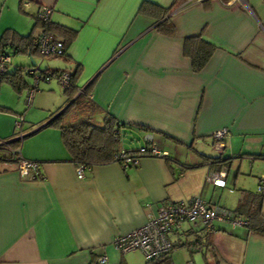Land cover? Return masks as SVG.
<instances>
[{"label": "crops", "instance_id": "1", "mask_svg": "<svg viewBox=\"0 0 264 264\" xmlns=\"http://www.w3.org/2000/svg\"><path fill=\"white\" fill-rule=\"evenodd\" d=\"M185 1L0 0L1 35L7 27L29 33L44 7L53 9L52 20L78 29L67 47L71 60L55 67L82 63L79 84L96 78L89 98L99 115L109 111L132 123L125 127L126 139L136 132L144 139L150 135L170 155L143 156L136 166L92 165L79 178L60 128L45 125L50 114L38 121L29 116L39 126L28 127L19 149L40 166L32 178L16 162H0V264H96L104 254L108 264H145L144 252L120 251L114 238L145 224L167 202L200 196L233 209L221 205L217 192L220 197L230 187L237 146L253 160L264 153V5L204 0L181 9ZM145 2L165 8L177 2L171 13L176 34L161 32L154 16L140 13ZM200 31L219 47L195 71L183 43ZM37 100L50 113L68 104L66 98L55 107ZM19 116L0 111L1 140L14 135ZM221 127L229 133L219 153L212 133ZM206 155L223 157L211 163ZM221 170L227 171L222 188L207 177ZM215 225L207 236L210 245L203 241L195 248L203 224L178 222L169 237L182 245L172 249L171 263L264 264V235L226 221Z\"/></svg>", "mask_w": 264, "mask_h": 264}, {"label": "trees", "instance_id": "2", "mask_svg": "<svg viewBox=\"0 0 264 264\" xmlns=\"http://www.w3.org/2000/svg\"><path fill=\"white\" fill-rule=\"evenodd\" d=\"M177 6V2H174L169 7H163L158 4H153L152 2H145L140 8V13H146L148 15L154 16L156 19V27L166 34L174 35L176 34V24L172 20V11L175 10ZM41 11V10H40ZM39 12V11H38ZM38 12L36 15V20L33 24V28L29 33H22L16 28L7 27L5 28L2 35H0V58L1 55L7 53L6 48L13 50V52H22L28 55L34 56V61L37 56L42 57H56L61 56L66 61L71 60L70 55L67 53V47L71 45V43L76 39V35L78 33V29L72 28L70 26L64 25L62 23H57V21L49 20L43 21L39 18ZM44 33H52L58 40L63 42L64 53L62 54H50L45 55L40 51V36ZM184 45V55L191 58L192 61V69L195 71L202 70L206 64L213 57V53L216 52L219 44L215 43L211 39L205 36L204 32L200 31V33L191 34L186 36ZM9 54V53H8ZM36 65H39L36 62ZM33 64L30 63V66L26 67L25 65H16L14 68L11 66H7L6 70H1L0 68V82H8L11 87L17 89L18 91H22L25 88H38V83L44 79L41 78L40 81L35 86V82L31 85L29 84L28 75L36 78L37 76L44 77L45 75H52L55 77L60 76V74L67 73L69 74V82L67 84L62 85L63 94L65 95L67 102H71L69 106H67L62 113L56 115L59 112L55 110L50 113L46 119H44L46 126H56L60 128V133L62 135L63 145L68 149L70 159H72L75 164H86L87 166H92L96 164H104L112 161H118L117 156L121 150H124V144L122 143L126 132L125 127L132 125V123H128L125 120H121L117 118L111 112H107L105 116L102 118V124L96 123L93 120L94 112L97 109L94 107V103L92 99L89 98L90 93L92 92L93 81H90L86 85L79 84L80 78L82 76V63H77L74 66L67 68H59V67H46L36 69V74L31 72L33 69ZM45 80V79H44ZM52 81V80H51ZM50 82V81H49ZM61 84V83H59ZM82 104L81 107L93 112V116H86L84 119H79L71 122H63V117L65 116L66 110L73 106L74 104ZM1 110H8L7 106L0 105ZM98 113V111H97ZM24 114H20L25 120ZM22 120V122H23ZM24 132V127H22ZM21 130L16 131L14 135L9 138L0 139V148L6 149L9 154L0 153V162H16L19 163V159L17 155L20 151V146L23 142L24 136H17ZM153 139L144 140L143 145L147 146L148 152L139 153L138 149H128L127 151H131L133 153H137L138 156H158L150 153L152 146H154ZM158 147L159 145L156 144ZM159 150L164 151V149L159 148ZM168 152V151H167ZM218 152V151H217ZM169 153L167 154L168 157ZM261 156L264 158V153H255L254 157ZM222 155L208 156L206 155L208 162H221ZM139 159V161H140ZM232 157H227L225 160H230ZM37 161V160H36ZM139 161L134 164L135 166L139 163ZM39 163V161H38ZM263 189V188H262ZM262 189L252 190V189H243L242 194L239 198V203L235 207V209H221L226 211L228 215H234L237 217H243L246 219L245 226L247 229L258 233V235H264V211L262 209L264 204V192ZM189 221V220H188ZM220 221V220H219ZM215 224V223H214ZM216 228V225H215ZM205 234L197 237L196 243L192 242V245L195 248H201L204 245H210V240L207 238L208 234H211L206 230L204 226ZM204 238V239H203ZM184 244H187L186 242ZM182 244H174L171 248L170 252L165 253L157 257L156 259H152V261L147 260L145 264H172L171 263V255L172 249L176 248ZM97 264V262H96Z\"/></svg>", "mask_w": 264, "mask_h": 264}, {"label": "built area", "instance_id": "3", "mask_svg": "<svg viewBox=\"0 0 264 264\" xmlns=\"http://www.w3.org/2000/svg\"><path fill=\"white\" fill-rule=\"evenodd\" d=\"M204 0H187L181 6L183 9L186 6H189L193 3L202 2ZM235 0H231L229 3L231 4ZM244 1V0H242ZM52 8L44 7L41 11L38 12L39 18L43 21L49 20L51 18ZM40 51H42L45 55L50 54H62L64 53L63 42L58 40L52 33H44L40 36ZM12 57L8 53H4L1 55L0 58V68L1 70H6L7 66H10ZM36 69H39V65H34L31 72L36 74ZM41 78H44L47 82L51 81L54 76L52 75H45L44 77H40L36 75V83L40 81ZM59 83L62 85L67 84L69 82V74L63 73L57 77ZM37 92L36 88H31L28 91L27 100L29 103H32V97ZM22 120L23 117L19 116L16 119L15 125L20 131L17 136L23 137V130H22ZM229 133V128L221 127L220 130H215L212 135L215 141L216 150L221 153L223 148H225V136ZM146 140L153 139L152 136L148 135ZM144 139V140H145ZM137 152L144 153L148 152L147 146L142 145ZM153 155L160 156H167L168 152L166 150L161 151L159 147L154 144L150 151ZM19 159L18 169L19 171L24 174L34 178L36 174H33V171H36L37 168L40 166L38 161L32 159H26L22 157L21 151L17 155ZM120 163L123 166L134 165L136 164L140 156L137 153H133L131 151H127L125 148L119 152L117 156ZM89 168V165L86 164H78L76 165V171L78 173L79 178L85 177V171ZM86 169V170H85ZM226 170H221L215 173H209L208 181H212L215 185L225 187L227 184V176ZM264 184V176L261 178V183L259 184V189L263 188ZM230 191L234 192V189L229 187ZM197 221L201 222L203 226L206 227L208 232H212L215 229V221L220 220L221 222L226 221L230 223L234 228L236 226L245 225L246 219L243 217H237L234 215H228L226 211H220L217 206L210 205L207 201L203 200L200 196L192 197V198H181L174 202H167L162 208L159 209L156 213H151L149 218L145 224L139 226V228H135L134 230L122 233L117 235L114 238L115 246L123 252H128L131 250L138 249L144 252L146 258L150 261L152 259H156L157 257L164 255L165 253L170 252L171 248L173 247V241L170 239L169 235L175 225L181 221ZM97 264H108V256L106 254L100 255L98 257Z\"/></svg>", "mask_w": 264, "mask_h": 264}, {"label": "rangeland", "instance_id": "4", "mask_svg": "<svg viewBox=\"0 0 264 264\" xmlns=\"http://www.w3.org/2000/svg\"><path fill=\"white\" fill-rule=\"evenodd\" d=\"M262 5H264V0H260ZM9 21V20H8ZM0 22H2L0 20ZM1 24V23H0ZM2 30V29H1ZM1 35V34H0ZM7 53L12 57L11 59V64H9L11 67H15L16 65H29L28 62H30V57L28 54L22 53V52H13L12 49L6 48ZM39 66L41 68H48V67H55V66H63L66 60L61 57V56H56V57H42V56H37L35 58ZM67 64V62H66ZM28 67V66H26ZM28 80L29 84H33L35 82V78L33 76L28 75ZM38 88L37 92L35 93L33 97V103H29L27 100V95L29 88H25L22 91H18L17 89L11 87L10 83L8 82H0V105H4L8 107V110L6 111H11L13 114H24L25 116V122H24V133L26 134L29 130V126L33 125V128H36V126H39V124L36 122L38 120H41L43 115L50 114L49 111H47L46 108H38L40 106L39 101L37 98H41L42 103L49 105L50 106H58L63 104L65 100V95L63 94V87L62 84H59V80L57 77L53 78L52 81H46L42 79L38 83ZM68 103V102H66ZM31 104V105H30ZM81 103L79 104H74L73 106H70L66 112L65 116L63 117V122H71L74 121V119L79 120V119H84L86 116H93L92 113L84 108L81 107ZM54 106V107H55ZM53 107V108H54ZM4 111V110H3ZM29 116H35L39 118L36 121H33L30 119ZM93 120L96 121L98 124H102V117L99 115V112L97 113L94 112V117ZM37 124H36V123ZM33 123V124H31ZM17 131L19 129L17 128ZM124 137L122 143L124 144L125 148L132 149V148H137V146L140 147V145L144 143V137L142 134L136 132L133 137ZM129 142L126 140L131 139ZM242 144L238 145L236 148V154L233 156V160L231 161V167L230 171L228 172V180H229V185L230 187L234 188V192L230 191L228 188L222 191L221 196L219 190L217 192V197L218 201L221 202V205H227L230 208L232 207L235 209L237 206L236 204L238 203V197L241 196L242 190L243 189H252V190H258L259 189V184L261 183V178L264 176V158L261 156H257V159L255 158L254 160L249 156V155H243L239 150H241ZM264 152V150H262ZM214 153V151H212ZM0 153H6L9 154L6 149H1L0 148ZM215 154V153H214ZM264 186V184H263ZM216 197V198H217ZM264 199V198H263ZM216 222V221H215Z\"/></svg>", "mask_w": 264, "mask_h": 264}, {"label": "water", "instance_id": "5", "mask_svg": "<svg viewBox=\"0 0 264 264\" xmlns=\"http://www.w3.org/2000/svg\"><path fill=\"white\" fill-rule=\"evenodd\" d=\"M30 62H31V64L36 65V64H35V61H34V56H33V55H30ZM71 102H73V100H71L70 102H68V104L65 105V106L62 108V110H59V112H58L56 115L62 113L63 110H64L67 106H69V105L71 104ZM36 130H37V129H36ZM36 130H35V131H36ZM37 131H38V130H37ZM23 136H26L25 133L23 134Z\"/></svg>", "mask_w": 264, "mask_h": 264}]
</instances>
